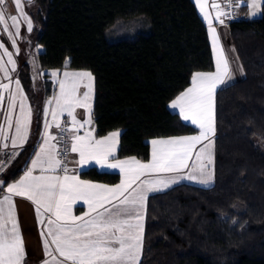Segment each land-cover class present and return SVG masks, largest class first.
Returning a JSON list of instances; mask_svg holds the SVG:
<instances>
[{"label":"trees","instance_id":"16d2710c","mask_svg":"<svg viewBox=\"0 0 264 264\" xmlns=\"http://www.w3.org/2000/svg\"><path fill=\"white\" fill-rule=\"evenodd\" d=\"M31 3L41 79L34 81L28 61L19 64L33 123L1 173L6 184L0 195L24 173L39 145L45 106L57 89L45 70L91 71L96 134L122 131L119 158L147 161L150 138L199 130L169 107L195 71L215 68L208 26L194 0ZM229 28L245 75L216 92L214 183L182 182L149 196L140 264H264V3L259 17L242 7ZM80 174L107 183L121 179L96 166Z\"/></svg>","mask_w":264,"mask_h":264},{"label":"snow or ice","instance_id":"6c2138e0","mask_svg":"<svg viewBox=\"0 0 264 264\" xmlns=\"http://www.w3.org/2000/svg\"><path fill=\"white\" fill-rule=\"evenodd\" d=\"M2 2V0H0ZM20 17L27 24V30L32 31V22L23 11L20 0H14ZM31 3L32 0H27ZM264 0H251L249 7L251 15H256L261 9ZM231 0H229V5ZM197 6L209 21L213 50L215 52V71L196 72L191 76V86L181 92L171 102L172 108H178L185 121H190L199 129L195 136H181L167 139H153L151 141V159L143 163L135 157L109 163L114 158L118 132H111L102 139H96L94 128L86 130L83 135L77 133L92 124V98L94 92V77L89 71L64 72V79L59 81L60 92L53 98L55 107L52 108L53 125L61 133L71 132L70 149L66 146L64 157L68 151L77 153V163L87 164L94 161L101 167L119 169L123 179L114 187L103 184L90 183L78 179L76 175H68V167L58 156L57 145L52 143L55 136L49 134L48 123H45L43 143L35 158L31 159V167L15 183L6 185L7 194L0 199V264H23L25 249L15 212L13 197H22L35 206L38 223L44 224L42 216L50 213L46 232L42 231L44 253L47 259L42 264H139L143 243V211L147 195L150 192L161 191L175 184L179 179H187L200 184L208 185L213 179L209 166L212 164L213 140L215 133V91L217 87L226 85L232 79L229 61L219 44V37L212 27L211 19L205 11V3L197 0ZM216 9V19L223 24L226 13L221 5L213 3ZM12 21V27L19 32L17 16L5 17L0 12V24L5 31L9 25L6 20ZM11 36V33H9ZM15 45V40L12 41ZM3 45L0 44V48ZM8 63L15 70V61L12 54L4 49ZM0 70L8 78V69L0 64ZM53 76L57 73L53 72ZM17 93L9 94L8 114L6 116L7 129L13 127L12 110L16 106L17 94L20 99L21 115L15 121V134L11 137V146H22L27 139L30 125L31 111H25L26 97L19 80L15 81ZM85 91L80 94L79 89ZM8 84H0V89L8 90ZM3 98L0 97V100ZM53 100L47 101L48 105ZM84 109L87 119L78 120L75 112ZM67 114L71 118V129L61 126L59 117ZM48 109H45V116ZM0 126V139L8 141V131ZM63 139V136H61ZM207 141V143H203ZM197 145H202L196 152L197 164L193 165L192 172L185 176L170 179L154 178L143 179L159 173H180L187 168ZM8 148V144H3ZM18 153H13L12 157ZM39 175H34L36 170ZM60 169L65 174L56 175ZM139 181V183H137ZM6 181L0 179V186ZM135 185V187H133ZM4 188L0 187V191ZM82 200L89 207L84 216H75L72 205ZM43 210V211H42ZM87 217V218H86ZM54 246V249L53 247ZM58 253L62 259H57L53 253Z\"/></svg>","mask_w":264,"mask_h":264},{"label":"crops","instance_id":"0c3cea01","mask_svg":"<svg viewBox=\"0 0 264 264\" xmlns=\"http://www.w3.org/2000/svg\"><path fill=\"white\" fill-rule=\"evenodd\" d=\"M11 1H12L11 5L15 4L14 0H11ZM194 1H195L196 5H197V0H194ZM7 2H9V0H2L1 4H5ZM201 2L205 3V5H206L205 11L208 13L209 18L211 19L212 27L215 28L216 33H217V35L219 37V44L222 47V49L224 51V54H225V56L227 57V59L229 61V66H230V69H231L232 79L227 82L226 85H228V84H230V83H232L234 81L242 79L244 77V75H245L244 69H243L242 64L240 62V59H239L238 54L236 52V49H235V47H234V45L232 43L231 36H230L229 24H227V23L221 24L216 19V9H214L212 7V5H213V3H215V1L214 0H201ZM250 2H251V0H246L247 16L259 17L261 15V13H262V5H263V3L261 5V9L257 12L256 15L253 16V15H251L252 9L249 7ZM25 3H28L27 0H20V4H21V6L23 8V11L27 14L28 10H27V5H25ZM1 4H0V12H3L6 18L7 17H11V16H17L18 17V23H19V30H21L24 27V21H23V17H20L19 13L16 12L17 11V7L15 6L14 9H12V7H10L11 8V12L9 14L5 9L2 8ZM197 8H198V11H199L200 15L202 16V18L204 19V21L206 22V24L208 26V32H209L210 40H211V43H212L211 32L209 31V21H208V19H205L204 13L201 12V10H200V8L198 6H197ZM27 16H28V14H27ZM6 22L9 25V28H13L11 26L12 21L10 19H7ZM9 28H8V30H9ZM8 30L5 31L3 24H0V36L2 34H4V33L5 34L8 33ZM13 30H16V29L13 28ZM0 44H3L2 41L0 42ZM212 48H213V44H212ZM213 56H214V63H215V52H214V50H213ZM66 71H70V70H66ZM75 71H89V70L81 69V70H72L71 72H75ZM214 71H215V68H214V70H211V71H195L194 73H196V72L207 73V72H214ZM89 72H91V71H89ZM55 77H58V75H56ZM63 79H64L63 74L62 75L60 74L59 79L56 82L57 89L55 90L54 94L47 101L53 100V98L59 94V92H60L59 81H61ZM226 85H221V86L217 87V89L215 91V97H216L217 90L220 87H223V86H226ZM190 86H191V84H190ZM190 86H188V87H190ZM94 87H95V84H94ZM84 91H85V89L83 87H81L79 89V93L80 94H82ZM0 97H2L3 98L2 100L5 102L6 94L2 95V92H1L0 93ZM171 102L169 103L170 109L172 111H174V112H178L179 113V109L178 108H172L171 107ZM91 103H92V112H93L94 95H93ZM25 105H26L25 111H28L29 109L31 111L30 125H29V132H28L29 134L27 136V139H28L29 135H30V132H31V128H32V123H33V121H32V119H33L32 108H31V105L29 103L28 98L26 99ZM54 107H55L54 100H53V104L52 105H48L46 103L45 109L46 108L48 109V115L45 116V113H44V125H43L42 134L40 136L39 145L43 143L44 132H45V123H48L50 125V127L48 129L49 134L52 135V136H55L57 138L56 140L52 141V143H55L57 145V150L60 153L58 158L62 159L63 163L67 165L68 170H69L68 173H67L68 175H76L78 177V179H80V180L88 181L90 183H95V184H103V185H107L109 187H114L115 185L119 184L121 182V180L124 178L123 177V173H121L119 171V169H111V168H107V167H101L100 164H96L94 161H89V163H87V164L77 163L79 161L78 154L77 153H72L70 150L68 151V154H67L66 158L64 157V153L61 154L62 153V147H61V144H60V141H59V137L60 136H58L59 129L56 128L53 125L52 115H51L52 108H54ZM92 112H91L92 124L87 126L85 129H80V131L77 134L78 135H83L86 130H92L94 128V130H95L94 131L95 138L96 139H102L103 137L107 136L111 132H118L119 135H118V138H117L118 142H117L116 149H115V156H114V158H110L109 159V161H108L109 163H113V162H116L118 160L130 159V158H133V157H135L136 159L140 160L143 163H147L151 159L150 158L149 160L144 161V160H141L140 158H138L136 156H127V157H123V158L117 157L118 149H119V146H120V137H121V132L122 131L117 129V130H112V131L108 132L105 135L97 136L96 127H95V123H94V120H93ZM75 115H76L78 120L83 121L84 119H87V113H86V111L84 109H77L76 112H75ZM59 121H60V124H61L62 127H67V129H69V130L71 129V118L68 117L67 114L61 115L59 117ZM187 122L191 123L190 121H187ZM214 127H215V124H214ZM68 132H69V135H68V148L70 149L71 132L70 131H68ZM198 134H199V130L197 132H195V133H189V134L173 135V136H168V137H154V138H150L149 142H150V145H151V141L153 139H167V138L181 137V136H195V135H198ZM214 137H215V133H214V136L211 137V139L214 142L213 143L212 164L209 166L210 170L213 173V179H212L211 183H209L208 185H204V184H200V183H197L195 181H190V180H187V179H179L177 183L171 184L168 188H170V187H172V186H174L176 184L182 183V182H192V183H195V184H198V185H201V186H210V185H212L214 183V178H215V176H214V169H215V165H214L215 164V138ZM27 139H26V141H27ZM203 143H207V141H204ZM39 145H38V147H37L35 152L39 151ZM201 146L202 145H197L196 146V148L193 150L192 157L188 161V165L189 166L187 168L183 169L180 173H159V174H153L150 177H141V180H143V179H154V178L170 179V178H173V177L185 176V175L190 174L192 172L193 165L198 163L196 161L195 157H196V152L199 150V148ZM18 147H21V146H18ZM151 152H152V145H151ZM34 158H35V155L33 154L31 159H34ZM31 159H30L26 169L28 167H31ZM91 166H96L101 171L118 172L121 175V179L117 183H107V182H102V181H96V180L83 178L81 176V174H80V171L84 170V169H87V168H89ZM26 169L24 171H26ZM33 174L34 175H39L40 172L37 169ZM55 174L56 175H64L65 173L63 171H61L60 169H58ZM20 177L17 180H19ZM17 180H14V181H12L10 183H15ZM137 183H139V181ZM133 187H135V185H133ZM168 188H165V189H163L161 191H164V190H166ZM161 191H157V192H161ZM153 193H156V192L148 193L147 199H146V202H145V209L143 211V217H144V219H143V243H142V252H141L139 264H140V261L142 259L143 250H144V234H145L146 220H147L148 198ZM6 194H7L6 191L3 194H1L0 195V199H2V197L4 195H6ZM13 202L15 204L16 217L18 219L19 229H20V232H21V235H22V238H23L24 249H25V253H26L24 261H23V264H42V262L45 259H47V257L45 256V253H44L41 232L42 231L46 232V230H47V221H48L49 218H53V217H51L50 213H44L43 216H42V219L44 220V224H40V223H38V220H37V216H36V212H35V206L29 200H27L26 198H22V197H13ZM87 212H89V207L82 200H78L72 205V213L75 216H84V214L87 213ZM52 247L54 249V246H52ZM53 254L57 257V259H62V258L59 257L58 253L54 252Z\"/></svg>","mask_w":264,"mask_h":264},{"label":"rangeland","instance_id":"374dc122","mask_svg":"<svg viewBox=\"0 0 264 264\" xmlns=\"http://www.w3.org/2000/svg\"><path fill=\"white\" fill-rule=\"evenodd\" d=\"M12 1L9 0V2L5 4H1L2 8L5 9L9 14L11 12V8L14 9L16 4L11 5ZM27 5V3H25ZM28 10L29 12L28 17L31 19L32 22V30L34 29L36 22L34 19V16L32 14L36 13V7L34 6L33 3L28 4ZM5 11V12H6ZM18 12V11H16ZM31 13V14H30ZM24 21V27L19 30L17 34V30H13V28H9L8 33H4L0 36V40L2 41L3 47L0 48V64H2L4 67L8 69V78L6 79L4 76V72L0 70V84H8L9 88L8 90L0 89V93L2 92V95L6 94V100L5 102L3 100H0V126H4L7 129V124H6V116L8 114L9 108V94L10 93H17L16 89V84L15 81L18 80V66L22 61H28L31 65L32 68V76L34 78V81L37 82L41 78V75L39 76L38 73V60L36 56V48L34 47L33 40L31 39V33L32 31L27 30V24ZM12 25V24H11ZM11 33V36L9 35ZM13 40H15V45H13ZM0 41V42H1ZM4 49H7L9 53L12 54V58L15 61V70H13V67L11 64L8 63V58L6 55H4ZM67 71V72H71ZM53 72H56L58 77H55L52 75ZM66 70L63 69H50V70H45L42 72V75L45 73H48L53 82L56 84V82L59 79L60 74L62 75ZM94 77V75L92 74ZM94 84H95V78H94ZM21 86V84H20ZM23 95L26 97V94L23 92ZM93 95H95V87H94V92ZM27 99V97H26ZM4 102V103H3ZM26 103V100H25ZM21 115L20 113V99H19V94H17V99H16V106L12 110V123L13 127L11 129H7L8 131V136L9 140L8 141H3L0 139V179L1 173L6 170V168L10 165V163L13 160L12 154L15 152L17 153L20 147L13 148L11 146V137L15 134V121L16 119ZM58 136H60L61 132L60 129L58 131ZM29 134V133H28ZM67 135H69V132H67ZM60 138V137H59ZM8 144V148H3V144ZM26 143V142H25ZM24 143V144H25ZM23 144V145H24ZM22 145V146H23ZM63 154V152H62Z\"/></svg>","mask_w":264,"mask_h":264},{"label":"built area","instance_id":"2783aa9c","mask_svg":"<svg viewBox=\"0 0 264 264\" xmlns=\"http://www.w3.org/2000/svg\"><path fill=\"white\" fill-rule=\"evenodd\" d=\"M214 1L216 4L221 5V7L226 13L230 14L228 16L221 17V19L224 20V23H227V24H230L232 21L237 20L240 17L241 8L246 5V0H231L230 6H228L229 0H214ZM64 128L67 129V127H64ZM67 132L68 131L60 134L59 141H60L61 147H63L62 149H65V145L68 142ZM61 136H63V139H61Z\"/></svg>","mask_w":264,"mask_h":264}]
</instances>
